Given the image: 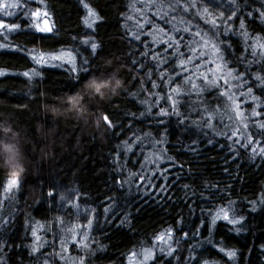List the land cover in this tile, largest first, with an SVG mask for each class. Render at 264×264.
I'll return each instance as SVG.
<instances>
[{
  "label": "snow or ice",
  "instance_id": "1",
  "mask_svg": "<svg viewBox=\"0 0 264 264\" xmlns=\"http://www.w3.org/2000/svg\"><path fill=\"white\" fill-rule=\"evenodd\" d=\"M79 4L86 11L83 24L95 30L104 18L89 0H79ZM50 8L48 0H0V50H3L0 57L12 56L31 63L23 72L0 69V78H25L31 93L43 86L47 68H67L77 83L86 80L83 91L67 97L68 106L80 113L86 110L85 92L100 98L106 92L118 95L124 83L116 78V73L94 74L90 61L99 55L102 46L92 35L79 40L80 45L90 46L88 56L75 44L44 47L60 35ZM120 15L125 36L131 37V47L142 46L139 57L131 61L136 72L132 80H138L139 91L130 96L131 102L144 106V110L126 111L121 120L127 119V125L107 112L101 113L96 122L108 129L119 127L121 132L117 136L126 133L134 137L118 143L114 154L113 184L120 189L129 186L128 193H121L126 201L124 207L118 199L109 196H105L102 205L98 201L89 202L88 193L54 181L34 202V205H48L41 214L42 219L16 209L18 194H23L25 169L14 142L16 133L7 124L0 123V132L5 137L0 140V154L5 157L8 169L7 175L0 179V251L5 247H21L14 241L10 244L8 235L22 215V239L31 238L23 247L35 264H94L98 254L110 249V245L101 243V238H108L103 229L113 224L138 237L131 248L120 252L119 264H237L240 250L228 245L232 238L229 234L240 237L249 228L244 214L246 205L238 208L236 200L224 195L231 185L226 188L205 180L202 187L208 194L200 191L198 195L209 207L201 206L198 200L181 205L177 198L171 206L186 207L189 215L177 210L170 215V223H163L158 230L143 235L134 227L135 216L124 209L133 207L134 200L129 202L133 183L150 184L157 192L165 193L179 184L184 200L197 197L193 184H180L179 172L168 182L172 175L169 169L179 163L170 154L171 149L163 147L166 142L172 143L169 140L172 123L177 126L178 136H187L191 141L181 144L188 153L198 155L205 141L215 147L219 143L216 138L223 137L225 143L220 147L227 149L226 165L228 159L235 162L246 154L248 160L264 161V0H127L126 11ZM9 37L15 39L9 40ZM72 39L76 41L77 37ZM20 40L27 43L22 44ZM37 40L41 42L39 49L35 46ZM29 44L33 46L30 48ZM132 55L135 57L134 51ZM144 121L152 127L144 130L147 127ZM137 155L142 159L135 160ZM132 160L139 165L135 170ZM165 160L172 163L164 167L161 161ZM125 171L126 178H117ZM188 171L191 174L198 170L190 167ZM222 171L229 174L227 166ZM161 178L168 183L157 186L156 180ZM140 190L138 187L137 191ZM217 200L219 204L215 203ZM248 203L251 204L248 214L258 210L264 214V190L258 202ZM118 208L119 215H113ZM51 210L55 211L49 216ZM190 216H196V220ZM222 231L217 240V234ZM260 250L264 254V243ZM0 264H9V257L0 255Z\"/></svg>",
  "mask_w": 264,
  "mask_h": 264
},
{
  "label": "trees",
  "instance_id": "2",
  "mask_svg": "<svg viewBox=\"0 0 264 264\" xmlns=\"http://www.w3.org/2000/svg\"><path fill=\"white\" fill-rule=\"evenodd\" d=\"M48 2L51 5L50 11L53 13L52 20L59 29L60 35L48 41L44 47L59 48L61 45L75 44L84 56H88L91 51L90 46L80 45L79 40L85 35H92L95 42L102 46L99 55L90 61L95 69L94 74L101 76L116 73V78L124 83V88L118 89V95L106 92L104 98L90 96L85 92L86 110L80 113L68 106L67 97L83 91L86 80L77 83L71 78L67 68H47L43 86L39 91L34 90L31 93L30 85L25 78L7 80L0 78V123L7 124L16 133L14 142L19 149L20 163L25 169L23 194H18L19 203L14 207L24 212H31L37 219H42L41 214L48 205L46 203L34 205V202L40 197L42 191L47 192L52 182L61 181L68 187L78 188L88 193L91 198L89 202L98 201L102 205L105 203V196H109L118 199L123 208L126 201L121 193H128L129 186L125 185L123 189H120L113 184V176L116 175L113 171L114 154L118 143L134 137L127 136L126 133L117 136L116 133L121 132L119 127L108 129L103 125L98 126L96 121L101 113L107 112L127 125V119L121 120L126 111L144 110V106L138 103L133 104L131 102L133 98L130 96V93L139 91L138 80H132L136 72L132 68L131 61L139 57L142 46L138 45L133 49L129 44L131 37L125 36L126 29L122 26L123 18L120 13L126 11L127 0H89L91 6L104 18L102 22H98L95 30L87 29L83 24L82 17L86 15V11L79 4V0H48ZM8 19L15 21V18ZM73 37H77V40L73 41ZM13 39L15 37H9V40ZM233 39L236 38L233 37ZM19 42L27 43L23 40ZM32 46V44L28 45L30 48ZM35 46L39 49L41 42L37 40ZM133 51L135 57L132 55ZM30 67L31 63L26 64L22 59L12 56L0 57V69L9 73L23 72ZM170 119L175 121L176 118ZM144 125H147L144 130L152 127L147 124V121H144ZM169 130L172 133L169 137L172 143L166 142L163 147L170 148V154L176 156L179 163L169 169L172 175L168 182L174 180L176 173L179 172L180 184H193L197 197L184 200V191L179 184L165 193L157 192L150 184L133 183L129 202L134 200V204L131 209L124 210L131 211L135 216L134 227L140 235H143L158 230L163 223H170V215L175 214L177 210L189 215L186 207L171 206L176 203L177 198L181 205L198 200L201 206L209 207L210 205L199 200L198 195L200 191L208 194L202 187L205 180L214 184L220 183L226 188L231 185L232 187L227 189L224 195L236 200L238 208L246 205L244 214L248 217L249 231L242 233L240 237L234 233L229 234L232 238L228 240V245L240 250L237 264H264V254L260 250V245L264 243V214H260L259 210L257 213L248 214L251 209V204L248 202L252 200L258 202L259 194L264 190V161L259 158L255 161L248 160V154H246L245 158H237L235 162L228 159L226 165L225 157L228 152L226 148L220 147L225 143L223 137L216 138L219 143L215 147L207 145L205 141L198 155L191 154L181 147V144L191 143V141L187 136H178L175 123L169 125ZM3 139L5 137L0 132V140ZM177 139L180 143L175 142ZM131 155L129 153V157ZM140 159L142 157L139 155L135 157V160ZM135 160L131 161L135 165L133 170L139 167L135 164ZM169 163L172 162L161 161L164 167H167ZM226 166L229 168V174H224L222 171ZM190 167L198 171L190 174L188 171ZM7 173L5 157L0 154V179H3ZM151 174L159 175V173ZM126 176L125 171L117 178L123 179ZM168 182L161 178L156 180V185ZM138 187L140 191H137ZM144 189H151V191L147 192ZM169 196L173 199L168 200ZM244 197H247V200H244ZM215 203L219 204L220 201L217 200ZM137 208L140 209L139 213L136 212ZM8 211H12V208ZM54 211L51 210L48 215H52ZM100 211H103L102 207ZM119 213L118 208L113 215H119ZM190 219L196 220V216H190ZM23 220L24 216L21 215L16 227L11 230L12 234L8 235L10 244L14 241L21 247H5L0 251V255L9 257V264H35V260L28 256V251L23 247L31 239L30 237L28 240L22 239ZM103 231L107 233L108 238H101V243L110 245V249L105 254H98L94 264H109L110 261H116L119 264L120 252L131 248L138 237L135 233L128 232L126 228H118L116 224L105 226ZM207 234L205 231L204 236ZM222 234L223 231L217 234L216 239L218 240ZM95 235L100 238L98 233ZM213 255H215L214 252Z\"/></svg>",
  "mask_w": 264,
  "mask_h": 264
}]
</instances>
